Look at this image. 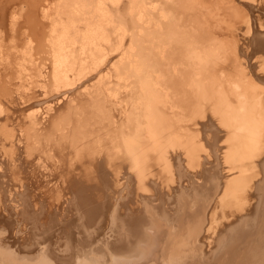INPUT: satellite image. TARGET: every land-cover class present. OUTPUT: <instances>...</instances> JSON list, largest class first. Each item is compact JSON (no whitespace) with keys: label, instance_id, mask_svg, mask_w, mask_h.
Returning <instances> with one entry per match:
<instances>
[{"label":"bare ground","instance_id":"bare-ground-1","mask_svg":"<svg viewBox=\"0 0 264 264\" xmlns=\"http://www.w3.org/2000/svg\"><path fill=\"white\" fill-rule=\"evenodd\" d=\"M99 259L264 264V0H0V264Z\"/></svg>","mask_w":264,"mask_h":264},{"label":"rangeland","instance_id":"rangeland-1","mask_svg":"<svg viewBox=\"0 0 264 264\" xmlns=\"http://www.w3.org/2000/svg\"><path fill=\"white\" fill-rule=\"evenodd\" d=\"M90 84H92V82L89 83V85H90ZM78 87H79V86H78ZM81 90H82V88H81ZM37 97H39V95H38ZM58 102H59L58 104H60L61 100H59ZM43 106H44V105H43ZM48 176H49V175H47V176L43 175L44 178H43V177H42V178H43V179H45V177L49 178ZM47 178H46L45 180H48ZM45 180H43V183H45V184L47 183V184L49 185V182L51 181V179H49V181H45ZM44 181H45V182H44ZM51 182H52V185H53V182L55 183L56 181L53 180V181H51ZM50 185H51V183H50ZM169 194H170V193H169ZM163 197H164V195H163ZM110 199L113 200V197L110 198ZM132 211H133V212H132L133 214H139V213H140L141 217L143 216V215H142L143 213L140 211V209L137 208V206H136ZM70 212H71V211H70ZM138 212H139V213H138ZM60 213H61V212H59V214H60ZM72 213H73V212H72ZM141 213H142V214H141ZM61 214H62V213H61ZM57 217H58V216H56V221L59 222V221L61 220V219H60V216L58 217V219H57ZM103 231H105V229H103ZM53 234H56V231L53 230ZM99 260H100V263H99V261L97 260L98 263H96V264H104L103 262H101V261H103L102 259H99Z\"/></svg>","mask_w":264,"mask_h":264}]
</instances>
